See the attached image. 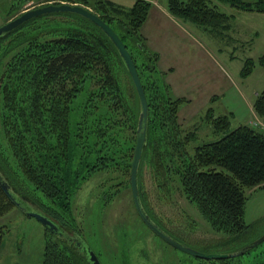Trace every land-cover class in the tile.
I'll return each instance as SVG.
<instances>
[{"label":"trees","instance_id":"obj_1","mask_svg":"<svg viewBox=\"0 0 264 264\" xmlns=\"http://www.w3.org/2000/svg\"><path fill=\"white\" fill-rule=\"evenodd\" d=\"M55 1L91 7L117 34L135 65L148 106L137 171L144 213L179 242L160 225L147 201L141 182L147 168L159 192L178 191L213 232L224 233L226 237L215 244L241 239L247 228L244 192L264 185V131L247 124L231 129L229 115L214 117L209 107L207 118L215 140L188 150L195 132L184 131L177 116L188 101L174 96L162 82L156 68L158 55L148 49L140 32L151 3L136 0L124 7L110 0ZM166 7L173 16L197 26L216 29L229 19L206 0H167ZM248 11L264 13V8ZM119 68L126 76L125 85ZM250 69L246 66L242 74ZM252 107L264 119V90L256 94ZM139 114L138 97L118 51L86 19L72 13L50 14L0 36V147L12 164L0 149V176L13 194L35 205L66 232H73L66 221L71 199L91 175L118 170L129 177L130 187ZM19 178L47 203L31 191H20L15 183ZM11 207L13 201L0 186V217ZM46 231L55 240L45 242L43 264H90L74 243L67 245ZM262 244L264 238L238 256L208 261L250 255L248 264H264Z\"/></svg>","mask_w":264,"mask_h":264},{"label":"rangeland","instance_id":"obj_2","mask_svg":"<svg viewBox=\"0 0 264 264\" xmlns=\"http://www.w3.org/2000/svg\"><path fill=\"white\" fill-rule=\"evenodd\" d=\"M206 1L209 7L229 17L223 27L197 26L173 16L165 5L166 11L186 29L187 48L171 57L167 53V45L161 40V36L167 38L166 27L159 25L158 31L150 30L155 45L166 48L167 57L159 49L161 56L165 57L163 64H159V54L146 41L148 49L158 55L156 68L161 73L163 83L171 81L167 79V61L177 60L182 65V72L178 73L180 79L176 81L173 78L174 91L168 84L171 92L178 95L186 91L192 93L182 85L183 78L190 79V83L210 84L214 90L217 86L220 88L214 93L216 99L209 105H206V98L182 97L188 102L180 106L178 122L184 131L195 132L188 150L200 143L215 140L207 118L209 107L214 108V117L229 115L233 129L245 125L251 118L248 104L254 101L255 92L264 90V13L248 11L264 8V4H258V0ZM49 4L58 5V2L0 0V26L26 10ZM78 6L93 12L91 7ZM140 32L142 34L141 29ZM246 66L251 69L249 74L244 75L242 73ZM118 76L125 85L126 76L120 68ZM2 149L12 167L10 157ZM141 182L160 225L178 238L181 244L195 251L204 254L234 253L264 238V185L245 190L243 221L247 226L246 231L238 241L224 245L215 244L226 237L224 233L213 232L196 208L178 191L171 190L168 194L159 192L147 168L142 170ZM15 183L20 191H31L40 202L47 203L21 178ZM13 195L21 206L11 207L0 217V264H43L45 242H53L55 238L35 218L26 214V211L37 212L39 209L24 201L19 194ZM66 221L74 232H69V235L78 232L81 236L78 237L96 254L101 264H248L250 260V255L227 262L198 260L162 241L138 217L132 204L129 177L121 175L118 170L91 175L72 197L70 215ZM64 243L69 245L66 240ZM259 249L264 250V244Z\"/></svg>","mask_w":264,"mask_h":264},{"label":"water","instance_id":"obj_3","mask_svg":"<svg viewBox=\"0 0 264 264\" xmlns=\"http://www.w3.org/2000/svg\"><path fill=\"white\" fill-rule=\"evenodd\" d=\"M57 13L76 14L86 19L87 21H89L95 27H97L111 41L115 49L118 51L119 56L123 60V63L133 83V86L135 88L138 101L140 104V114H139L138 122H137L134 155H133V159L131 162V168H130V191H131V198H132L134 209L137 212L141 221L145 224V226L153 234H155L158 238H160L162 241H164L168 245L172 246L175 249H178L181 252L191 255L196 259H201V260L229 259V258L238 256L242 254L243 252H245L246 250L250 249L254 243L248 246L247 248L242 249L238 252H234V253L204 254V253L195 251L175 241L170 236L165 234L144 213L141 207L140 201H139V194H138V187H137V171H138V165L141 159L143 145L145 142V127H146L148 106H147L143 88L141 86L140 79L138 77V74H137V71L132 61L131 56L129 55L127 49L125 48V46L123 45V43L121 42L117 34L107 24H105L97 15H95L88 9L78 6V5H69L66 3H61L59 5L49 4L46 6H41V7L26 10L22 12L20 15L7 21L2 26H0V36L11 32L12 30L18 28L19 26H21L27 21H30L32 19H35L41 16L57 14ZM0 186L3 189L4 193L13 201L15 207H20L21 203L15 198L10 186L7 184L5 180H3L1 176H0ZM26 214L29 217L35 218L47 230H49L54 235H56V237L66 240L69 243L75 242V246H77L81 251L86 253L88 262L90 264H101L96 254L89 247L85 246V243L77 235H73V237H71L69 235V232H66L59 225H57V223H55L52 219L39 213L38 211L37 212L36 211H26Z\"/></svg>","mask_w":264,"mask_h":264},{"label":"crops","instance_id":"obj_4","mask_svg":"<svg viewBox=\"0 0 264 264\" xmlns=\"http://www.w3.org/2000/svg\"><path fill=\"white\" fill-rule=\"evenodd\" d=\"M110 1H113L114 3L122 5L124 7H130L134 3V1H136V0H110ZM145 1L150 2L152 4V7L149 10L147 20L144 22V24L141 27L142 35L147 39L146 41H147L148 46L152 50L156 51L159 54V58L162 61V63H161V61H159V64H163V60L165 57H167V53H169L171 57H174V55L179 50L187 48V43L185 41H187L188 33H187L186 29L184 28V26L182 24L178 23L177 20H175L166 11L165 5H166L167 0H145ZM159 25H164L167 29V38H165L164 36H161L162 37L161 38L162 43H165V45H167V53H165V50H164L166 48H162V46L155 45V40L153 38V35L150 34V32H149L150 30L158 31ZM159 49H162L164 51L165 57L161 56ZM181 66L182 65L180 63H178L177 60H172L169 62L167 61V79L171 80L168 84L171 86V89L173 91L175 88L173 85V78L176 81H178V79H180L178 73L182 72ZM182 80H183V82H182ZM182 80H181L182 85L186 89H189V92H192V93H188L186 91L185 93L178 95L172 91L173 94L176 97L187 98V97H197L198 96L200 98H206V102H207L206 105L211 104V102L216 99L214 97L215 96L214 93H216L217 91L220 90V88H218V86L216 87V90H214L213 86L211 87L210 84L199 85L200 83H193V82L190 83L191 80L187 79V78H183ZM211 82H213V80H211ZM189 84H191V85H189ZM187 85H189V86H187ZM205 91H209V92L205 93ZM256 94H258V93L255 92V96H256ZM211 99H214V100L210 101ZM190 104H191V102H190ZM252 104H253V102H249V104H248L250 112L252 114L251 118L249 120H251L255 114L253 111ZM188 105H189V103H188ZM249 120L246 123L247 125H248Z\"/></svg>","mask_w":264,"mask_h":264},{"label":"built area","instance_id":"obj_5","mask_svg":"<svg viewBox=\"0 0 264 264\" xmlns=\"http://www.w3.org/2000/svg\"><path fill=\"white\" fill-rule=\"evenodd\" d=\"M248 125L264 131V119L259 118L256 114H254L253 118L248 122Z\"/></svg>","mask_w":264,"mask_h":264},{"label":"flooded vegetation","instance_id":"obj_6","mask_svg":"<svg viewBox=\"0 0 264 264\" xmlns=\"http://www.w3.org/2000/svg\"><path fill=\"white\" fill-rule=\"evenodd\" d=\"M71 237H73V236H71ZM74 244H75V242H73Z\"/></svg>","mask_w":264,"mask_h":264}]
</instances>
